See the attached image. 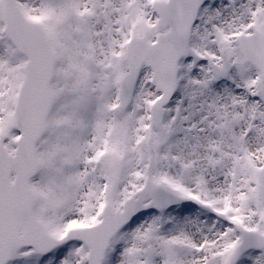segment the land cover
<instances>
[{
    "label": "snow or ice",
    "instance_id": "1",
    "mask_svg": "<svg viewBox=\"0 0 264 264\" xmlns=\"http://www.w3.org/2000/svg\"><path fill=\"white\" fill-rule=\"evenodd\" d=\"M0 264H264V0H0Z\"/></svg>",
    "mask_w": 264,
    "mask_h": 264
}]
</instances>
